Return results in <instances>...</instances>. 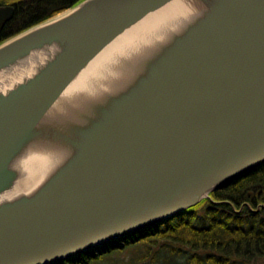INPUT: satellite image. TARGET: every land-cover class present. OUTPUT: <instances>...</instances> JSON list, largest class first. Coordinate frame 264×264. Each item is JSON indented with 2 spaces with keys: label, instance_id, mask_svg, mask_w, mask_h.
<instances>
[{
  "label": "water",
  "instance_id": "water-1",
  "mask_svg": "<svg viewBox=\"0 0 264 264\" xmlns=\"http://www.w3.org/2000/svg\"><path fill=\"white\" fill-rule=\"evenodd\" d=\"M262 163L264 0H80L0 42V264L105 248Z\"/></svg>",
  "mask_w": 264,
  "mask_h": 264
},
{
  "label": "trees",
  "instance_id": "trees-1",
  "mask_svg": "<svg viewBox=\"0 0 264 264\" xmlns=\"http://www.w3.org/2000/svg\"><path fill=\"white\" fill-rule=\"evenodd\" d=\"M78 1L0 0V4L15 6L13 17L0 30V42ZM211 195L169 219L112 240L105 248L58 264H101L105 260L103 264H112L111 252L137 245L141 247L135 248V259L151 263L167 251L168 259L176 256L185 264H264V163Z\"/></svg>",
  "mask_w": 264,
  "mask_h": 264
},
{
  "label": "rangeland",
  "instance_id": "rangeland-1",
  "mask_svg": "<svg viewBox=\"0 0 264 264\" xmlns=\"http://www.w3.org/2000/svg\"><path fill=\"white\" fill-rule=\"evenodd\" d=\"M142 244V243H141ZM145 246V245H144ZM141 246H126L121 251H113L111 252L109 258L112 264H185L174 256L172 259H168L169 253L162 252L158 254V257L155 262L151 263L152 261H140L135 259L136 253H134L135 248L138 249ZM156 257V256H155ZM105 259V258H104ZM261 261V260H260ZM102 262L101 264L105 263Z\"/></svg>",
  "mask_w": 264,
  "mask_h": 264
},
{
  "label": "bare ground",
  "instance_id": "bare-ground-1",
  "mask_svg": "<svg viewBox=\"0 0 264 264\" xmlns=\"http://www.w3.org/2000/svg\"><path fill=\"white\" fill-rule=\"evenodd\" d=\"M170 8H171L172 11H176V10H178V9H176L175 7H172V6H171Z\"/></svg>",
  "mask_w": 264,
  "mask_h": 264
}]
</instances>
